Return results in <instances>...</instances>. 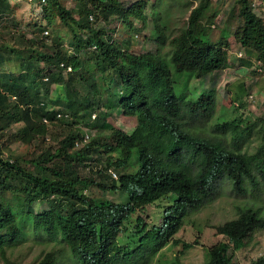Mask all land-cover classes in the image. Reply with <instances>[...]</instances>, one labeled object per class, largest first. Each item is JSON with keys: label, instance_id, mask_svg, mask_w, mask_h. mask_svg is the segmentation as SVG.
Returning a JSON list of instances; mask_svg holds the SVG:
<instances>
[{"label": "trees", "instance_id": "obj_1", "mask_svg": "<svg viewBox=\"0 0 264 264\" xmlns=\"http://www.w3.org/2000/svg\"><path fill=\"white\" fill-rule=\"evenodd\" d=\"M106 1L83 0V7L75 16L61 0H37L44 25L27 26L39 32L58 24L65 26L72 35L71 55L60 48L58 36L52 41L56 44L53 52L46 49L43 39L38 41L42 49L29 41L26 49L10 47L3 41L0 28V52L9 51L0 56V255L6 261L8 248L34 238L54 246L38 264H68L67 260L70 264H133L173 237L188 211L217 199L223 183L230 182L234 190L244 192L248 183L256 185L257 177L264 181V129L256 151L249 153L243 150L246 128L241 129L240 118L231 121L218 118L215 123L218 132L233 135L236 148L194 133L187 120L208 121L217 105L213 91L194 95L191 81L229 67L230 34L224 33L213 43L202 23L211 0H198L187 26L170 39L165 34V25L154 24V41L163 47L169 40L171 49L166 53L160 47L135 53L117 45L112 35L95 29L91 15L109 19L116 14L129 28L134 27V19L146 20L142 1L128 8L118 0ZM236 4L243 22L237 33L238 41L264 65L263 14L256 11L253 0H236ZM11 14L10 0H0V26ZM94 45L97 51L94 56L104 65L100 67L102 75L107 70L117 72L118 77L112 83L120 87L115 91L112 83L105 85L107 94L101 100L136 116L134 129L127 133L103 121L99 127L111 131L116 142L99 145L95 141L80 150H74L79 134L71 133L54 153L44 151L38 159H32L37 173L4 158L1 151L4 144L30 143L47 131L45 119H56L57 113L49 111L45 99L40 97L43 91L50 94L53 84L65 83L67 99L63 105L72 115L78 117L90 109L89 95H81L65 80V69L60 63L71 66L72 71L80 70L85 67L81 56ZM10 60L14 65L6 64L3 68V63ZM112 113L111 109L100 112L98 118L102 115L107 118ZM18 122L25 125L6 136L4 131ZM93 146L115 151L119 155L118 167L137 165L135 172L120 174L118 185L112 187L126 193V202L99 200L84 193L81 186L87 181L80 175L79 166ZM10 178L21 180L22 187L12 188L7 184ZM7 187L11 189L10 195L4 190ZM164 197L172 203L163 212V222L148 227L139 213ZM37 200H47L49 207L37 212L33 206ZM262 228L264 216L250 207L237 218L218 225V233L227 240L207 248L204 264H232L235 251L242 249L247 238ZM125 229L140 234L136 249H123L117 243L118 235ZM145 241L155 249H140ZM256 264H264V255Z\"/></svg>", "mask_w": 264, "mask_h": 264}, {"label": "rangeland", "instance_id": "obj_2", "mask_svg": "<svg viewBox=\"0 0 264 264\" xmlns=\"http://www.w3.org/2000/svg\"><path fill=\"white\" fill-rule=\"evenodd\" d=\"M106 1V0H102ZM124 8L144 2L145 21L134 19L133 28H129L116 15L112 14L109 19L102 16L91 20L92 26L102 30L106 35H112L119 46L126 47L135 53L156 51L159 47L162 53L171 49L169 40L163 47L154 41L153 27L156 22L165 25V34L172 38L181 33L187 26L189 15L198 0H118ZM257 12L264 17V0H253ZM71 9L75 16L83 7V0H61ZM12 14L3 20L1 32L3 41L10 47L26 49L28 41L42 49L39 40L43 39L49 52L55 51L56 44L52 41L58 36L60 48L66 55L73 54L71 36L68 28L57 25L48 28L47 33L39 32L34 27H28V23L44 25L42 11L38 8L37 0H10ZM106 3H109L108 0ZM208 36L213 43L219 41L224 33L230 34L228 42L229 67L215 71L199 79H193L190 90L196 96L204 91H213L217 96V105L210 120L200 118H187L192 130L196 134L220 140L229 148H236L231 133H221L215 128L218 118L235 120L241 119V129L246 128L243 150L249 153L255 152L260 144L261 134L264 129V65L256 58L254 52L242 47L237 38V33L242 25L236 0H211L209 8L202 17ZM18 24V25H16ZM27 26V27H26ZM34 26V25H33ZM82 33V38L87 35ZM85 34V35H84ZM66 47L71 48L68 51ZM7 50H2L0 56H6ZM97 51L91 48L81 58L85 67L77 71H65L64 78L72 83L81 95H89L90 109L79 113L78 117L72 115L65 109L63 102L67 99V88L65 83L53 84L50 94L44 91L40 97L45 99L49 111L55 112L54 121H44L47 131L42 136H37L32 142L11 141L1 147L4 158L21 165L26 171L37 173L32 159H38L42 152L54 153L61 141L69 134H79L76 141L80 144L74 146V150L95 141L101 143H115L116 137L111 131L101 129L99 126L103 121L112 123L116 128L130 133L137 124V117L124 113L104 100L107 92L105 85H109L118 75L113 70H107L102 75L100 67L104 66L100 59L95 58ZM87 54V55H86ZM1 60H4L3 58ZM14 65L13 60L3 63V68ZM115 91L119 86L111 84ZM9 92V91H8ZM10 93V92H9ZM12 93H10L11 95ZM111 109L114 111L107 118L99 113H105ZM61 114V116H59ZM25 124L23 122L12 123L4 133L6 136L19 131ZM250 132V133H249ZM249 133V134H248ZM84 134H89L88 142H81ZM91 154L88 155L79 166V173L87 183L82 185L84 193L99 200H112L115 202H126V193L112 187L118 185L119 176L125 172H135L137 165L126 168L116 165L119 155L107 147L93 146ZM108 164H110L108 166ZM112 172L117 173V178ZM12 188L20 189L22 182L18 178L7 180ZM6 194H11V189H4ZM171 199L164 197L147 206L141 212L148 227L163 222V212L171 205ZM37 212L49 207L47 200H37L33 204ZM253 208L264 216V181L257 177V183L246 185L244 192L233 189L230 182L223 183L221 194L211 202L206 203L199 209L188 211L183 217L182 224L177 233L166 240V243L156 251L147 252L146 257L139 258L133 264H204L207 248L220 242L226 241L227 237L218 233L217 227L229 220L237 218L239 213L246 208ZM141 236L132 229L123 230L117 238V243L123 249H136L140 243ZM53 243L31 238L15 247L8 248V261L0 255V264H38L47 251L53 249ZM140 249H155L149 242H144ZM264 255V228L254 231L246 240L245 246L235 251L232 264H256V261ZM70 264V260H67ZM128 263V262H127Z\"/></svg>", "mask_w": 264, "mask_h": 264}, {"label": "built area", "instance_id": "obj_3", "mask_svg": "<svg viewBox=\"0 0 264 264\" xmlns=\"http://www.w3.org/2000/svg\"><path fill=\"white\" fill-rule=\"evenodd\" d=\"M30 1H33V0H30ZM42 2H45V0H42ZM90 19H91V20H94V16L91 15V16H90ZM47 32H48V31L46 30V33H47ZM66 49H68V51H72L71 48H69V47H66ZM92 49H93V50L96 49V45L92 46ZM72 52H74V51H72ZM60 67L63 68V69H65V71H72L71 66H67V65H65L64 62H63V63H60ZM46 79H47V78H46ZM13 98H15V96H14ZM59 116H61V114H59ZM45 121L47 122V119H45ZM89 138H90V135H89V134H84L83 137H82L81 142H88ZM79 144H80V142L77 141V142H76V145H79ZM112 174H113L114 177L117 178V173H116V172H112Z\"/></svg>", "mask_w": 264, "mask_h": 264}, {"label": "clouds", "instance_id": "obj_4", "mask_svg": "<svg viewBox=\"0 0 264 264\" xmlns=\"http://www.w3.org/2000/svg\"><path fill=\"white\" fill-rule=\"evenodd\" d=\"M48 121V120H47Z\"/></svg>", "mask_w": 264, "mask_h": 264}]
</instances>
